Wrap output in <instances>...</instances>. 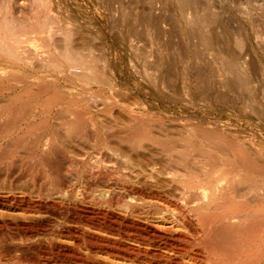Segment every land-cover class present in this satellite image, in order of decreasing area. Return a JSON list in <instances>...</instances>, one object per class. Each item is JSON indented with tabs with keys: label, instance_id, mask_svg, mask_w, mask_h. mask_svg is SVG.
<instances>
[{
	"label": "bare ground",
	"instance_id": "obj_1",
	"mask_svg": "<svg viewBox=\"0 0 264 264\" xmlns=\"http://www.w3.org/2000/svg\"><path fill=\"white\" fill-rule=\"evenodd\" d=\"M52 14L55 12L46 19L44 15L45 20L35 27L8 29L9 34L0 36V51L6 55L5 65L0 63V97L8 103L0 107V264H108L106 259H118L120 253L144 264H264L263 162L253 158L244 143L213 126L196 124L185 113L186 106L167 105L168 91L155 87L145 91L120 83L134 79L100 66L92 48L85 46V50L81 44V50L79 45L73 49L71 33L62 36L61 45L53 41L56 16ZM39 18L36 22H41ZM20 61L28 64L29 73L13 81L10 75L14 74L6 71L8 63L17 68ZM233 73L231 84L247 82L239 72ZM14 88L17 92L11 95ZM132 95L140 101H127ZM6 141L11 148L4 147ZM259 141L249 144L264 158ZM19 150L27 153L25 159L18 157ZM72 182L81 183L79 191L70 196L77 205L65 199ZM112 183L125 188L129 199L116 200ZM172 187L179 189L177 200L170 198ZM33 190L41 199H48V211L58 212L63 223L79 216L77 209L85 197L92 208H83L81 227L76 219V227L54 226L55 220L49 216L37 217L42 206L28 201ZM48 190L55 197L43 194ZM153 201L172 209V216L186 227H192L191 218L194 236L166 227L160 231L146 218L144 223L129 218L142 211L151 213L157 207ZM101 205L119 208L123 214L119 217L103 207L94 208ZM34 215L39 222L54 223L43 230L41 222L32 219ZM109 227L133 243L134 239L159 241L166 252L168 249L177 257L169 259L158 253L162 259L154 263L147 251L126 245L120 237L104 236ZM72 238L78 239L84 255L69 249L67 242Z\"/></svg>",
	"mask_w": 264,
	"mask_h": 264
},
{
	"label": "rangeland",
	"instance_id": "obj_2",
	"mask_svg": "<svg viewBox=\"0 0 264 264\" xmlns=\"http://www.w3.org/2000/svg\"><path fill=\"white\" fill-rule=\"evenodd\" d=\"M109 1L110 0H0V36L4 33L9 34V30L16 31L17 29V31H19L23 29V27H35L46 19L47 14L50 16L51 13L55 12V14L52 15L56 16V19L59 18L60 20L58 21H60V23L55 20L54 16H51V18H54L55 24L57 23V25H53L55 28L52 27L54 29L53 34L55 32V36H52L53 41L56 40L55 42L60 43L64 40L62 37L63 35L65 36L67 32L71 33V47L75 46L77 49L79 45L78 49H80V46L83 45L82 48L84 49L85 46L86 48H92L90 50L94 51H91L95 54L94 56L100 58V64L98 63L100 66L105 65L108 70L116 72L120 76L126 77L130 75L134 79V81L131 79L126 80L125 83L123 81L120 83L129 88H136L139 86L142 90L146 89L153 91V87H155L156 90L161 88L166 92L168 91L170 96L166 99L167 102L165 101L167 105L172 102V104H175L174 102H176V105L186 106L187 110L185 113L188 112L186 114L189 115V117H193L196 124L213 126L217 131L223 132L228 138L244 143L243 146L246 150L250 151H248L250 155L264 164V158L259 156L260 154L256 153L249 144L252 141L255 142L260 140L259 148H261V153H264V0H111V3ZM48 2L50 4H48ZM42 3H44V6L48 4V6L46 5L48 8H45ZM49 5L51 8H49ZM50 9L53 10V12ZM44 10H46V13H44ZM44 15L45 19L43 18ZM35 16L38 18L40 17L39 19L41 22H36L38 18ZM109 16H111V18ZM56 26H60V28H57L58 32ZM62 27L66 30L62 29ZM68 27L71 29L69 28L68 30ZM61 29L65 31V33ZM60 30L63 34L59 32ZM108 32H111V34ZM91 36L95 38L93 39ZM72 39L75 43L72 42ZM101 53L104 56H102ZM0 54V63H2L6 55L1 51ZM230 60L237 64L235 65L232 63L234 64V69L230 68ZM20 62L17 68L15 67L17 66L16 64L13 66V63H8L9 69L7 68L6 71L9 72V75L12 73L14 74V77L10 75L13 81L19 78L22 80L21 78L24 77V75H21L26 72L29 73V69L27 68L28 64H26L25 61ZM4 65L5 61L3 62V66ZM227 67L230 69H227ZM234 71L237 75L240 73L239 76L245 79L244 82H247L243 83V85L241 84L242 86H240V84L236 85L235 83V86L233 83L231 84L235 79ZM144 72L145 74L147 72V74H149V76L151 75L153 78L147 79L148 76L147 74L145 75ZM231 73L233 75H231ZM159 78L160 81L158 82ZM122 84L120 86H124ZM156 84L158 85L157 87ZM163 86L168 87L162 88ZM16 92L17 89L14 88L11 90L10 94L12 95V93L14 94ZM132 96L134 97L135 95ZM133 97H128L126 100L130 102L140 101V97ZM4 99V97L3 99L0 97V100H3L2 103L0 101V107H4V104L8 105V103H5ZM260 136L263 138H260ZM3 145L4 147L7 146L6 149L12 147L10 146L11 143L9 145L8 141L4 142ZM25 154H27L25 151L19 150L18 157H23V159H25L27 157ZM80 185L81 183L79 184L78 182L71 183L68 192L69 195L65 198L67 203L70 202L73 204L75 200H73V198L71 199L70 196L79 191L81 188ZM1 186L0 184V187ZM112 186L113 192L116 194L113 197L116 196V200L124 201L129 199V194L125 188V190H122L119 185L113 183ZM178 191L179 189L172 187L169 192L170 198L172 197V199L177 200V197H179L178 193H180ZM52 192L48 190L44 191L43 194L52 195L54 194ZM31 193L29 194L30 200L28 201L39 203L38 205L40 207L42 206L37 210H40V214H37L38 216L34 215L32 218L36 222H39L37 217L49 216L51 220H55V223L52 222L54 226L56 224L66 226L67 224V226L76 227V223H78L80 225L77 224V227H81V219L85 215V213L83 214L84 209L92 208V205L88 203V198L85 197V201L79 206L80 209H77V213H80H78L80 219L75 216L69 217L71 220L74 218L72 220L73 222L75 219L79 220V222L75 220L76 223H73L69 220L70 223H63L58 219V212H53L52 209L48 211L50 208L46 204L48 199H41L36 195L34 190ZM1 195L0 201L2 199L1 197H3ZM26 197L28 198V196ZM156 202L157 201L154 203L155 207H157L155 209L152 208L153 211H151V213L150 211L145 213H143V211L137 212L138 214H134L129 218H131L132 221H137L138 219V222L139 220L140 222L142 221L141 223H144V219L146 218L147 221L149 220L156 223L161 229L160 231H163L166 227V229H174L173 231H178V233L184 235L186 234V236L190 238L194 236L192 231L196 227L192 228L194 224L191 218H187L191 223L185 218V220L192 225V227L189 226L190 228L186 227L172 216V209L165 208L164 205L159 202V204H156ZM77 203L78 202L75 201L74 204L77 205ZM37 204L36 206H38ZM98 207L102 208L103 205L94 208ZM104 207L102 210L107 209L108 212L111 211L119 217L123 214L119 208L110 207L109 209L106 206ZM155 211L156 213H154ZM26 217L31 216L28 215ZM35 217L37 219H35ZM40 222L42 226H40L41 229L49 230L46 228L49 223L42 220H40ZM43 222L46 223L44 227L43 225L45 224ZM52 223H50L49 226ZM109 228L110 230H108V232H106V230L104 231V236H109L107 238L118 240L120 237L122 242L125 241L128 243L126 244L124 242L126 245L129 246L130 244V246H134L135 249L138 248L137 250L140 248V251H147L149 259H153L152 261H155L154 263L162 259H159L158 253H160L161 256H168L169 259L170 257L172 259L177 257L173 252V254L169 252L168 249L166 252V249H164L159 241H150L151 243H145L143 241L145 245L141 243V240L134 239L133 243V240L130 241V239L128 240L126 237H122V234L117 230L115 231V228H113L114 230H111L112 227ZM77 241L78 239L72 238L70 242H67L69 243L67 246L69 249L72 248L73 251H75L74 253L79 254L80 252L83 254L84 250L78 246ZM75 244H77V246ZM77 250L80 251L78 252ZM118 253L120 252L118 251ZM152 256L153 258H151ZM105 261H108V264H144L138 260L133 261V259H128L122 256L121 253L118 254V259L108 258Z\"/></svg>",
	"mask_w": 264,
	"mask_h": 264
}]
</instances>
